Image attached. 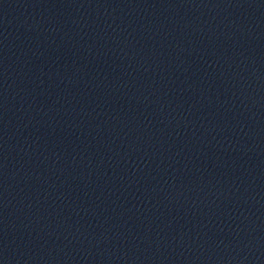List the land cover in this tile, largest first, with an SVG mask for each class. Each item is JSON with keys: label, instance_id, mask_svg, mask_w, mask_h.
Segmentation results:
<instances>
[{"label": "water", "instance_id": "obj_1", "mask_svg": "<svg viewBox=\"0 0 264 264\" xmlns=\"http://www.w3.org/2000/svg\"><path fill=\"white\" fill-rule=\"evenodd\" d=\"M0 264H264V0H0Z\"/></svg>", "mask_w": 264, "mask_h": 264}]
</instances>
